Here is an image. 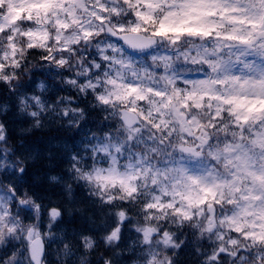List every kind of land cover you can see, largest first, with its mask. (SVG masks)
Returning a JSON list of instances; mask_svg holds the SVG:
<instances>
[{
    "label": "snow or ice",
    "instance_id": "1",
    "mask_svg": "<svg viewBox=\"0 0 264 264\" xmlns=\"http://www.w3.org/2000/svg\"><path fill=\"white\" fill-rule=\"evenodd\" d=\"M102 34L117 43L105 44ZM165 44L175 46L185 62L201 65V77H180L171 57L158 53L149 57L152 65L134 61L133 53L152 52ZM79 45L85 46L83 51L95 45L91 60L81 56V66L101 72L91 80L67 83L78 85L80 91L91 89L93 107L103 108L105 120L118 117L128 139L141 131L138 125H145L161 133L163 143L179 126L182 139L173 147L200 155L209 142L208 128L218 127L217 121L233 139L210 152L225 162L227 171L210 174L209 179L183 168L153 169L143 153L121 165L124 149L105 132L103 140L84 146L86 155L68 150L70 179L94 187L89 195L105 208L121 197L133 200L143 195L148 220L166 219L171 212L181 221H191L207 209L212 230L217 210L227 205L229 211L222 213L220 222L233 233L228 245L236 248L244 241L249 248L264 245V163H258L264 160V62L242 59L251 53L264 61V0H0V82H11L25 71L28 57H35L37 50L41 61L62 69L70 55H79ZM39 87L46 88L43 83ZM19 100L21 112L32 118L31 128L46 125L41 113L49 111V105L41 96L21 95ZM200 112L207 114V121L194 115ZM193 135L199 143H188L186 136ZM7 143L5 124L0 123V145ZM51 148V142L41 145L28 136L14 148L0 147V264L16 257L17 240L30 264H42L46 237L55 235L51 229L64 215L61 206L45 203L49 188L62 185L69 195L72 191L63 176L51 174L56 160ZM149 184L152 190L142 194L141 188ZM117 214L127 221L123 211ZM45 219L47 232L42 228ZM137 231L142 232L143 244L151 243L153 227ZM164 236L169 238L167 232ZM62 239L67 240L66 255L80 246L76 240L82 241L81 264H88L87 255L99 246L88 235ZM103 239L121 243L119 223L115 221ZM120 243L101 253L97 264H127L130 259L133 264H157L158 255L151 248L145 259L121 257ZM225 251L220 247L211 264Z\"/></svg>",
    "mask_w": 264,
    "mask_h": 264
},
{
    "label": "clouds",
    "instance_id": "2",
    "mask_svg": "<svg viewBox=\"0 0 264 264\" xmlns=\"http://www.w3.org/2000/svg\"><path fill=\"white\" fill-rule=\"evenodd\" d=\"M100 39H103L105 44L117 43L115 38H107L106 34H102ZM117 46L119 45L117 44ZM84 47V45H79L77 49L79 55H70L68 63L64 65L62 69L55 65L45 67L40 64L39 58L28 57L27 69L20 72L11 82H4L9 89L16 91L22 88L25 78L29 80L32 78L34 71H43L45 77L43 79H38L36 84L38 90L43 91L39 87L42 83L46 86L45 89L53 90H58L57 85L61 88L70 86L74 91L84 97L91 96V100L87 101L83 106L72 107L71 105L74 100L72 96H68L67 99L63 101L60 99L54 102V107L53 104L49 105V111L52 114L51 119L47 120L46 124L51 129V133L49 134L48 140L45 141V145L50 141L60 139L67 140L69 137H74L76 133H82L84 131L83 126L89 122V114L93 109L100 113H104L101 106L93 107L96 101L92 95H88V92L92 91L91 89L80 91L78 90V85L71 86L67 83L69 79H76L79 81L91 80L94 78L93 74H99L101 72L99 68H92L89 72L86 67L81 66V56L91 60L89 53L95 50V45H90L88 51H83ZM153 53L171 57L175 71L182 78L194 80L199 79L202 75L200 71L202 66L193 64L191 61L185 62L183 56L177 52L175 46L166 44L159 45L157 48L153 49L152 52L133 53L132 56L134 61L139 62L141 65H152L149 57ZM242 59L246 60L248 63L255 62L256 64H260L264 62L260 57L251 53L246 57H242ZM156 67L157 66H153L154 71ZM241 67L242 64H238L235 70L239 73ZM77 73H80V75L78 76ZM243 74L247 75V72ZM101 79H103V77H101ZM48 81H50V83ZM73 109L76 110L74 113L72 111ZM49 111H42V113L47 114ZM65 112H67L68 115H64ZM194 115H198L200 119L205 121L208 119L205 112L194 113ZM110 121L111 123L108 125V130H105L103 127L99 128L98 132L92 133L88 138L86 145L96 144L98 141L104 139L105 132L109 133L112 138L119 141L124 149V154L120 158L121 165L129 158L139 159L138 154L143 153V158L151 164L152 168L160 171L171 168H183L188 174L209 177V179L210 174H226L225 162L220 159H215L210 155V152L216 151L217 148H222L227 140L233 139L230 131L226 134L222 130L223 122L221 121L216 122L218 127L208 128L209 142L199 150L201 153L200 155H194L189 152L182 153L173 147L179 144L182 139L179 126L176 127L175 134L169 139L164 140L163 143H160L162 134L155 132L148 126L138 125L141 131L131 133L132 138L128 139L129 133L120 124L118 117H113ZM100 123L102 124L103 121H100ZM194 135H199V133H195ZM194 135L186 136L189 144L199 143V141L194 139ZM88 150L90 151L91 149L89 148ZM256 154L259 156V149L256 150ZM258 163H264V160L258 161ZM141 167H143V165H141ZM152 187L153 186L149 184L147 188H141V193L150 192ZM86 189L88 193L95 191L94 187H86ZM148 198L150 199V197ZM144 202L145 198L143 195L133 200L121 197L119 200L114 201L112 205V208L117 210L109 212L110 215L115 217V221L119 223L121 232L123 229V222L117 214L119 211L125 213L127 220L134 221L132 229L139 235L133 246L132 255L130 256L133 259H145L147 249L151 248L158 255L159 259L157 264H185V262L181 260L180 254L182 250L190 248L192 250L191 255L193 259L189 261L188 264H211L210 258L214 255H218V249L220 247H225L227 251H225L222 256L215 259V264H264V259H261V257L264 256V245H257L249 248L245 247V245L249 243L247 241H244L236 248H232L228 245V240L233 238V233L229 231L227 223L222 224L220 222V217L223 212L229 211V206L225 205L223 209L217 210L215 226L212 230H209L212 225L210 224L207 209L204 210L203 215L196 216L191 221H181L179 217H174L171 212H169L166 219L161 217L160 219L153 218L148 220L146 219ZM99 204L103 206L100 201ZM117 205L119 207H117ZM160 215V213H155V216ZM195 224H199V227H194L193 225ZM145 226H151L155 229L152 241L148 245L141 242L143 239L142 232L137 231L138 228L142 229ZM165 232L168 233V239L164 236ZM220 234H222V237ZM106 235L107 232L103 237ZM103 237L102 240L105 248L114 247L116 244L120 243V241L117 240L106 241ZM47 238L53 240L55 237L49 236ZM94 242L97 241L94 239ZM15 245H19L16 247L17 255L14 258L7 259L6 264H30V257L27 255L26 249L21 246L22 242L17 240ZM74 248L71 254L68 255L65 254L63 246L59 249H55L53 253L56 257L55 261H49L45 254L42 259V264H81L80 256L77 255ZM9 257H11V255H9ZM127 264H133L132 259H130Z\"/></svg>",
    "mask_w": 264,
    "mask_h": 264
},
{
    "label": "trees",
    "instance_id": "3",
    "mask_svg": "<svg viewBox=\"0 0 264 264\" xmlns=\"http://www.w3.org/2000/svg\"><path fill=\"white\" fill-rule=\"evenodd\" d=\"M39 50H37V54L35 57L31 58H39ZM44 61L40 60V64L43 65ZM43 73L41 71H34L32 78L36 76H40ZM30 79V80H31ZM29 79L25 78L23 82V87L27 86V82ZM20 89H17L16 91H13L12 89H9L7 85H5L3 82H0V103L3 101L8 102V100H11L15 93H17ZM1 117V116H0ZM95 121H97L94 118ZM97 123H100V121H103V123L100 125L107 124L109 121L105 120L104 118L98 119ZM111 123V122H110ZM20 127H18L15 123L14 127L10 132H7L8 135V143L6 146L8 148H14L15 146H18L20 140L25 137L31 136L30 132H19ZM42 135H46L49 137V134L51 133V129L47 127L46 130L39 131ZM76 134H74L75 136ZM45 136V137H46ZM40 137V136H39ZM72 138V137H69ZM68 138V139H69ZM67 139V140H68ZM73 139V138H72ZM64 141L63 144L69 146L73 142H68L67 140L60 139V141ZM34 141H38L36 138ZM41 144V143H40ZM62 144V145H63ZM78 144H76V147ZM56 160L55 163L51 169V173L61 175L63 176L64 180H66L68 183L72 184V191L71 195H69L67 192L63 190L62 185H56L55 187L49 188L48 193L45 196V203L49 204L51 203V206H61L64 211V215L59 221L61 224H65L66 226L71 227L72 229H78L84 234L87 233L90 236H92L99 245L96 249H94L90 254L87 255V259L89 261V264H97V260L99 259V256L101 253L105 252L107 248L103 245L102 237L104 234H106L107 230H110L111 227L115 226V217L113 215H110L109 212H114L117 209L114 208H105L104 206H100L99 200L96 197H91L86 189V187L83 186L82 182H76L70 179L68 176V173L65 171V162L61 160V157H66L65 151L61 149H56ZM64 163V164H63ZM103 209V210H101ZM59 223V224H60ZM134 221L127 220L123 223V229H122V236L123 239L120 243V247L122 251L120 252L121 257H125V236H128L132 232L135 233L132 229V224ZM43 225L46 227L47 220H44ZM117 251H120L119 249ZM191 249H185L182 250L180 256L181 260L185 262V264H188L189 261H192L193 256L191 255ZM3 252V250H1Z\"/></svg>",
    "mask_w": 264,
    "mask_h": 264
},
{
    "label": "rangeland",
    "instance_id": "4",
    "mask_svg": "<svg viewBox=\"0 0 264 264\" xmlns=\"http://www.w3.org/2000/svg\"><path fill=\"white\" fill-rule=\"evenodd\" d=\"M43 66L47 67L48 64L47 62H44ZM67 75V74H66ZM40 79H43L42 77ZM38 79H33L31 82H29V84L25 87L22 88L21 90H19L17 93L14 94L13 98L11 100H8V102L3 101L0 103V123H4L7 132L10 130H12V128L14 127L15 123L18 127H20L19 132H31L33 130H37V131H43L47 129V124L43 127V128H31V124H32V118L27 116L26 112H21V105H20V100L19 97L21 95H37V96H41L42 99L44 100V102L47 105H52L54 102L59 101L61 98H67L68 96H72L74 98L73 103H72V107H77V106H83L87 101L91 100V96L89 97H81V98H77L73 95V93H71V87L70 86H65L63 88H61L59 85H57V89L58 90H53V89H45L43 91L38 90L36 88V84H37ZM50 83V81H48ZM34 110V108H30L29 111ZM106 116L107 113H100L99 111L93 109L92 112H90L89 116H91V119L94 120V118L98 119L101 118L103 116ZM42 119H44L45 121L51 119V116L49 115V113H42L41 114ZM84 131L82 133H78L77 137H72L69 138L67 141L69 142H73L74 139L79 140L84 146L86 145L88 138L92 135V133L94 132H98V129L103 127L105 130H108V126L106 125H98L93 121H90L87 124H85L84 126ZM49 128V127H48ZM38 141L41 143V145H44L45 141L48 140V136H46L45 138H37ZM37 142V141H36ZM52 148L51 150L55 153L57 150L56 149H61L63 151H68V150H74L76 148V144H70L68 146V149H65V145L63 144L64 141H60V140H54V141H50ZM63 144V145H62ZM0 147H3L2 145H0ZM75 152V151H74ZM81 153V152H80ZM86 155V154H85ZM87 158V156H86ZM67 159L69 160V154L67 155ZM65 161V158H64ZM65 171L67 173L68 172V167L65 168ZM52 174V173H51ZM71 173H69V177H70ZM43 230H44V226H42ZM51 231L53 233H55L54 235V239L53 240H48L47 242L50 244V251H51V258L50 256L47 257L49 261H55V255L54 250L55 249H59L63 246V243L67 242V240H63L62 237L67 236L69 238L73 237V236H77V235H86L80 232V230L75 229V228H70L69 226L66 225H62L59 226L57 225L56 227L52 228ZM138 238V234L137 233H133L130 234L129 237L127 238L126 242H125V248L127 249L126 254H129V257L132 255V251H129V248L133 249V246L135 244V241ZM75 243L77 245H80L79 247H75L74 251L77 253L78 256L84 255V249L82 247V241L81 240H76ZM15 247H18L15 246ZM13 249H9V255H11V251ZM1 255V253H0Z\"/></svg>",
    "mask_w": 264,
    "mask_h": 264
},
{
    "label": "bare ground",
    "instance_id": "5",
    "mask_svg": "<svg viewBox=\"0 0 264 264\" xmlns=\"http://www.w3.org/2000/svg\"><path fill=\"white\" fill-rule=\"evenodd\" d=\"M31 133V136H30V138L31 139H33V140H35L36 138H45V136L46 135H42L39 131H37L36 129L35 130H33V131H31L30 132ZM40 136V137H39ZM77 142H79V143H77ZM75 143L76 144H81V142L79 141V140H75ZM45 144V143H44ZM52 174H54V173H52Z\"/></svg>",
    "mask_w": 264,
    "mask_h": 264
}]
</instances>
